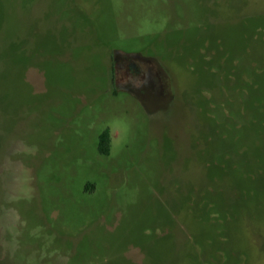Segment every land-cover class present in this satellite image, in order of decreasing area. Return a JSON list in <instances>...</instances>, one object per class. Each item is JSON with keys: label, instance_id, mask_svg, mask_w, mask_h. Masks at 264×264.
<instances>
[{"label": "rangeland", "instance_id": "374dc122", "mask_svg": "<svg viewBox=\"0 0 264 264\" xmlns=\"http://www.w3.org/2000/svg\"><path fill=\"white\" fill-rule=\"evenodd\" d=\"M0 264H264V0H0Z\"/></svg>", "mask_w": 264, "mask_h": 264}, {"label": "flooded vegetation", "instance_id": "af4514ba", "mask_svg": "<svg viewBox=\"0 0 264 264\" xmlns=\"http://www.w3.org/2000/svg\"><path fill=\"white\" fill-rule=\"evenodd\" d=\"M117 56H120V59H122V63L120 64V70L123 71V80L119 83L117 82L115 77H113L112 83L114 86H119L123 88L127 87L128 92H131L137 98L143 101L145 100V94H153L156 88H159L160 91V87H162L163 81H166V78L160 76L158 72L155 73L153 67L149 64L151 63L149 59H143L139 56L124 57L119 54H115L112 57V71L114 70V75L117 70L118 64ZM129 59L138 62L133 64L131 62H128ZM165 86H163L162 89L166 90ZM158 100L160 103H165L166 101L165 95L162 91L159 93Z\"/></svg>", "mask_w": 264, "mask_h": 264}, {"label": "trees", "instance_id": "16d2710c", "mask_svg": "<svg viewBox=\"0 0 264 264\" xmlns=\"http://www.w3.org/2000/svg\"><path fill=\"white\" fill-rule=\"evenodd\" d=\"M109 147V137L108 132L104 131L99 136L98 151L100 154L107 155Z\"/></svg>", "mask_w": 264, "mask_h": 264}]
</instances>
